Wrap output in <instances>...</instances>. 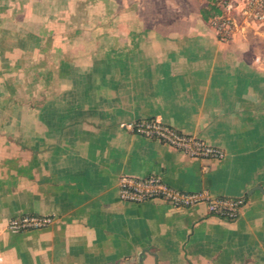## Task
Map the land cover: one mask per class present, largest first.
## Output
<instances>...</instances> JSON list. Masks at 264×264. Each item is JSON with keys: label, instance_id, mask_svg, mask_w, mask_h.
<instances>
[{"label": "crops", "instance_id": "crops-1", "mask_svg": "<svg viewBox=\"0 0 264 264\" xmlns=\"http://www.w3.org/2000/svg\"><path fill=\"white\" fill-rule=\"evenodd\" d=\"M212 2L0 0V264H264V24L221 40ZM151 118L225 157L128 126ZM122 174L246 202H125Z\"/></svg>", "mask_w": 264, "mask_h": 264}, {"label": "built area", "instance_id": "built-area-1", "mask_svg": "<svg viewBox=\"0 0 264 264\" xmlns=\"http://www.w3.org/2000/svg\"><path fill=\"white\" fill-rule=\"evenodd\" d=\"M224 13L212 23L221 40H230L241 29L252 24H264V0H223ZM260 60L264 63V53ZM146 138L158 140L184 152L192 158H224L225 151L204 139L181 132L159 119H139L128 125ZM118 195L125 202L140 203L159 199L174 207H191L204 203L209 213L234 220L240 215L245 197L215 196L208 189L185 191L165 182L160 175L133 176L122 174L118 179ZM54 216L48 214H20L11 217L8 228L14 232L50 226Z\"/></svg>", "mask_w": 264, "mask_h": 264}, {"label": "trees", "instance_id": "trees-1", "mask_svg": "<svg viewBox=\"0 0 264 264\" xmlns=\"http://www.w3.org/2000/svg\"><path fill=\"white\" fill-rule=\"evenodd\" d=\"M223 13H224L223 0H213L212 5H210L208 9L202 11L203 17L207 19L209 15L213 17H217V16H221Z\"/></svg>", "mask_w": 264, "mask_h": 264}]
</instances>
